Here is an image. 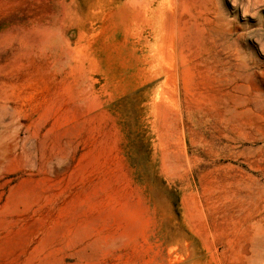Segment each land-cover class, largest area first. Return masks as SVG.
<instances>
[{"label":"rangeland","instance_id":"374dc122","mask_svg":"<svg viewBox=\"0 0 264 264\" xmlns=\"http://www.w3.org/2000/svg\"><path fill=\"white\" fill-rule=\"evenodd\" d=\"M0 264H264V0H0Z\"/></svg>","mask_w":264,"mask_h":264}]
</instances>
